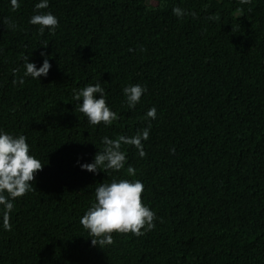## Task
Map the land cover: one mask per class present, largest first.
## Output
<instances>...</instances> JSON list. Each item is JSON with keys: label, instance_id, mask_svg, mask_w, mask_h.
<instances>
[{"label": "trees", "instance_id": "obj_1", "mask_svg": "<svg viewBox=\"0 0 264 264\" xmlns=\"http://www.w3.org/2000/svg\"><path fill=\"white\" fill-rule=\"evenodd\" d=\"M38 2L0 0V128L43 164L9 230L0 217V264H264V0H48L58 26L44 32L29 23ZM41 52L47 76L14 85ZM96 82L108 126L75 108L73 90ZM132 84L147 91L129 108ZM149 124L143 158L122 144L123 169L81 170L103 137ZM113 178L142 181L155 227L92 245L80 218Z\"/></svg>", "mask_w": 264, "mask_h": 264}, {"label": "clouds", "instance_id": "obj_2", "mask_svg": "<svg viewBox=\"0 0 264 264\" xmlns=\"http://www.w3.org/2000/svg\"><path fill=\"white\" fill-rule=\"evenodd\" d=\"M248 3L249 0H240ZM13 10L19 7L18 0H10ZM48 7V0H39L35 5L36 14L30 17L29 23L39 25V31L45 29L55 31L58 18L51 12H41L40 9ZM173 15L180 18L186 15L185 10L174 7ZM191 15L195 18L196 13ZM46 47V46H45ZM44 57L42 65L37 67L29 57L23 64V76L14 79L12 83L23 85L25 77L39 79L46 77L50 71L51 63L48 54L41 52ZM14 69L13 72H17ZM147 89L140 84H132L123 88L129 108H134L141 100ZM75 108L83 113L91 125L103 123L111 125L117 119L116 112L112 111L106 103L105 89L100 82L87 84L83 88L73 90ZM157 109L153 106L146 115L149 120L156 118ZM151 125L137 132L134 136L120 135L116 139L105 136L101 139L102 149L95 154L90 163H80L81 170L97 173L98 170L119 171L125 167L127 157L122 151V144L134 146L141 158L145 156L143 141L149 138ZM79 163V162H78ZM43 164L30 153V145L23 134L14 135L0 128V217L3 219V228L10 229L9 216L14 208L16 198L32 191L33 181L37 171ZM127 174L135 176L136 170L128 165ZM144 184L139 179H116L108 183H99L95 188V200L80 218V224L88 232L92 245L105 246L113 243L112 233H132L135 236L144 235L155 227L156 213L142 203Z\"/></svg>", "mask_w": 264, "mask_h": 264}]
</instances>
